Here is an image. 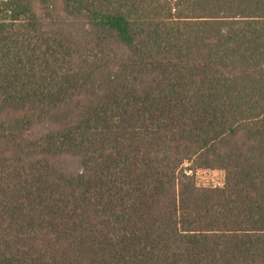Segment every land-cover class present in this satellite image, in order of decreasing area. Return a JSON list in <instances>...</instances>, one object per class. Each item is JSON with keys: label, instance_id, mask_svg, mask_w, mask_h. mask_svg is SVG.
<instances>
[{"label": "trees", "instance_id": "obj_1", "mask_svg": "<svg viewBox=\"0 0 264 264\" xmlns=\"http://www.w3.org/2000/svg\"><path fill=\"white\" fill-rule=\"evenodd\" d=\"M61 5L0 0V264H264V0Z\"/></svg>", "mask_w": 264, "mask_h": 264}, {"label": "rangeland", "instance_id": "obj_2", "mask_svg": "<svg viewBox=\"0 0 264 264\" xmlns=\"http://www.w3.org/2000/svg\"><path fill=\"white\" fill-rule=\"evenodd\" d=\"M50 1L54 5L51 11L45 9L43 0H33L35 11L44 23V30L77 33L83 26V21L79 22L68 18L63 12L61 0ZM195 181L200 187H219L224 183V172L220 170H198L195 174Z\"/></svg>", "mask_w": 264, "mask_h": 264}]
</instances>
